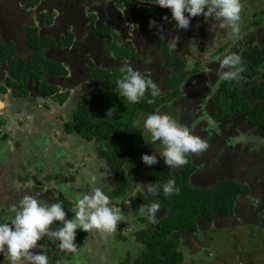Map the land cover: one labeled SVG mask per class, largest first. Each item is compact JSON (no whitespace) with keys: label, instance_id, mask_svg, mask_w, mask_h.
<instances>
[{"label":"rangeland","instance_id":"obj_1","mask_svg":"<svg viewBox=\"0 0 264 264\" xmlns=\"http://www.w3.org/2000/svg\"><path fill=\"white\" fill-rule=\"evenodd\" d=\"M243 1L244 3L248 2V0ZM111 4L112 1L108 3V5H102V7L100 6V10L102 9L107 13V17L105 18V22H107V26L105 27V29H107L108 31L107 33H109L111 38H114L113 40L116 39L118 43L113 41H104V45L109 51L127 50L128 46L124 47V45L122 44L123 41L120 42V39L123 40L126 39V37L122 36L118 32L117 28L122 25V23L118 20L119 17H117L116 14L113 13V7H111ZM261 4L262 3H259V7L257 8L255 6H242L240 32L238 35L233 34L231 28L227 27V21L219 20L220 22H223L225 24V27H219L218 31L216 30L217 34L213 36V42L211 41V43L214 44H209L208 46L202 48V37L200 36L199 38H195L197 41L194 39L195 41L189 42V45L191 46L190 52L192 55L188 54L186 50H182L183 52L181 54L188 55L189 70H191L188 71L189 76L193 77L196 75L193 74L196 68L199 69L198 71L207 69L208 72L210 71V75L216 76V82H214L216 84L212 86V93L210 94V92H208L207 95L204 96V104H208L209 106H211V109L214 106L211 102V99L213 98L212 95L220 89V81H224L219 78L220 61L225 56L224 55L221 57V55L222 53H225L224 50L227 51L226 55L234 53L233 50L232 52L230 51L231 46H229L228 49L226 47H228V45L231 44L232 41H235L232 46L237 47L238 51H235L237 53H239V51L241 50L242 44H245L246 42H249V44H259L262 48L264 47V40H262V38L264 39V34L262 38L260 37L262 41L260 42L259 35L261 34V32H258L262 28L264 29V14L261 13ZM115 6L116 8L120 7V11H125L123 10L122 5L118 4ZM85 8L86 7H83V13L85 12ZM213 20L218 21L215 17H213L212 22H207L208 20H206L204 24L210 23V26H212L213 28L217 24L215 21L213 22ZM128 21L130 20L128 19ZM131 21L129 23H131ZM192 21L193 18L190 21L189 29L191 30V32L193 30L195 32H198L197 26L192 24ZM173 24L174 22L172 23V25ZM153 28H155V26ZM177 28L179 27L173 26L174 30H176ZM132 29L133 28H131L129 31L131 32ZM71 32L73 33V31ZM77 38H79V36ZM128 49H131L130 44ZM221 50H223V52H220ZM215 55H217L218 57ZM218 58L219 60L217 61ZM149 59H151V56L149 57ZM209 61L212 63L209 64L208 68L207 64ZM198 65H201V68L200 66L198 68ZM3 66L4 64H1L0 68H2ZM146 70H148V68ZM261 70L264 72V67ZM122 71H124V68H122ZM74 73L75 72L70 70L69 76L62 77V81L66 84H68L69 82L73 84L82 82V78L84 75L81 72L75 74ZM144 73L142 74L144 75ZM261 76L262 74H260L259 77L261 78ZM262 77H264V75ZM244 80L245 81H243V79H240L232 82L238 83L239 81L238 84L246 85L249 81H247L246 79ZM58 85L61 87V89H64L66 87L61 86V84ZM85 85L86 84H84V86ZM71 89L70 91H72ZM81 89L82 88H79L78 92H71L68 101L70 100L73 102V107H78V101L80 99L91 97L88 95L90 92H93L90 88L85 89V92ZM29 91L30 93L38 94L40 89L38 85L36 86V84H33L31 90ZM249 92L248 97H251L249 96ZM196 98H198V96H196ZM118 99L123 102L124 105V118H130L131 115L134 114V104L128 102L127 99L121 94L119 95ZM187 99L188 97L184 99V102L179 103L178 106L176 105L178 100H176L175 103L174 100H172L164 106H168L172 111V114L180 121V116L176 115L175 109H177L176 107H178V109H184L186 106L185 104H187ZM224 99V97L220 99V104L222 105V109L226 111L228 110L227 105H229L230 102L226 100V102L228 103L226 104L224 102ZM68 101L64 105H59V103L55 99H43L41 102L46 105L47 110L37 111L40 112V114L32 111L29 106L22 107L21 110L11 108L10 111L12 112H10L7 111L8 107L2 109L3 104L0 102V116H2L6 121V124L0 127V130H2V132L0 133V184H2L1 187H3L0 188V192L3 191V195L12 197L11 200L17 203L19 198H23L25 195H31L33 193L34 186L32 187L30 185H38L40 183H43V185L39 188V193L36 192V195H38L37 197H42L45 195L43 198H41L44 199V202L42 203L50 204L54 202L56 198H61L62 195L67 196L68 199L73 201L72 203L74 205L70 209L66 210L68 211V218H71L74 215L71 210L76 207L75 196L77 195V193L90 194L93 187H100L109 196H114L113 191L116 188L117 182L118 180H120L119 176L121 175L120 171L118 170L103 171L99 169V167L102 166V163L98 159V154L92 153V151L89 152L87 150V148L93 147V142L85 144L80 139V145L72 143L73 148L70 147L69 140H66L68 134H65V131L61 130L62 120H64L63 116H66L72 110V105L69 104ZM191 101L193 102V100ZM216 114L217 111H214L213 109L212 115L215 116ZM145 115L146 113L141 112L137 113L135 117V121L139 120V126L142 128L143 118ZM202 120V123L204 124H200L195 129L193 127L199 124L198 122H195L197 121V119H195V121H192V123L195 124L189 125L194 134L206 140L212 137L211 135L213 133L210 134L212 131L216 132L217 134L214 137H219V140L214 141L215 143L212 142L209 144V147L206 151H204V154L213 153L217 148H220L221 155H223L224 148H229L230 146L231 155H235L242 152L244 149L249 148L250 154L253 155L252 157L249 156L248 158H245L239 162L240 173L246 174L248 179L252 180V184H254V182H256L257 180L260 189H258L256 193L254 192L255 194L253 193V195L243 196L242 198H240L238 202L239 213L236 215V217L230 219H219L210 226L208 223L203 224L202 221L200 230L194 235L189 234L185 238V241L181 246L185 254V261L183 264H264V230L262 229L263 221H256L257 217H259L260 215L264 216V214H262L264 213V211L261 210L264 207V187L261 186V183H263L264 181L261 182V180H259L261 178V175H258V173L254 176H251L250 171L251 168H253L257 164L254 153H261L263 149L261 159H264V136L260 135L262 133H259V131L256 130V133H245L243 131H240L237 136L232 135L231 137L227 138L226 135L221 133L224 126L221 127L218 124V126L216 127V131L213 130L214 125L210 126V123L212 124L213 121H216L211 115L204 114V116H201L199 118L200 122ZM225 125L227 128H229V124ZM233 126L234 125H232L231 128H233ZM205 130L208 131L209 136L205 132ZM144 131L146 142L145 144L140 146V150L138 148V151H140L141 155L144 152H155L161 150L163 146L158 141L152 142L151 144L147 143L150 141V133H148L145 129ZM238 131L239 129H237V132ZM221 134L224 141H221ZM73 138H75V140L77 139L75 135H73ZM74 146L76 150L74 149ZM221 155L220 157L222 159L223 156ZM220 157L218 156V158L213 160L212 163L210 162L211 165L204 164V168L209 173H212L213 175L216 174L215 176L217 177L210 183L209 180H206L208 176L206 174L207 171L200 173L202 167L197 168L196 174H201V178L199 180L205 182L206 185L213 184L217 179L221 177V175L227 176L228 173H225L226 168L222 169L223 165L227 164H224L223 159L219 160ZM95 160L96 162H98L97 164L95 163ZM158 160L159 163H157L156 165H148L144 163L140 158L138 162L130 164V166H133V168L129 167L128 170L126 168L125 177L129 180V182H127L128 192L126 195L118 196L120 197V200L118 201V207L121 208V214L124 216V221L118 222L115 232L107 233L103 239L102 237H100L99 241L97 242L88 243L87 239L81 242H76L78 247L84 243L81 250L79 247L78 254L81 255V258L79 256L78 260L84 259L85 262L83 263L82 261H79L78 263H76L75 259L72 258V261H68L66 262V264H120L127 258H129L131 261L135 259L136 254L143 249V245H141L140 242L135 238V232L139 229V227L142 226L141 222H139V218L143 219L145 217L138 214V209H132L130 211V206L132 205L128 200V195L134 187L135 182H141L142 184L151 182L150 173L156 167L166 165L164 163V159L162 157H159V155ZM219 161H221V165H219ZM259 162H261V160H259ZM202 164L203 162L201 160L198 165ZM178 170L179 169H176L175 172ZM2 172H4L3 176ZM65 174L74 177V181L63 182L64 180L62 181V179ZM92 174L97 176V181L95 182V184H93L90 180V176ZM130 180H135V182L131 183ZM195 183L199 184L198 182ZM61 185H68L69 191L61 192ZM255 189L256 188L253 187V191ZM9 197H6V199H10ZM1 203L2 202L0 201V206ZM4 209L7 210V208ZM4 215L9 214L4 213ZM262 216H260L259 219H261ZM58 226L59 225L55 223L52 225L53 228H56ZM77 231H79L80 233L84 232L79 229ZM91 231H95V229ZM183 240L184 238L182 239V241ZM57 244L58 241L53 242L47 236H45L44 241H38V247L36 249H33V251L44 250V252L48 254L49 248H52ZM63 258L65 257L60 256L62 262Z\"/></svg>","mask_w":264,"mask_h":264},{"label":"trees","instance_id":"obj_2","mask_svg":"<svg viewBox=\"0 0 264 264\" xmlns=\"http://www.w3.org/2000/svg\"><path fill=\"white\" fill-rule=\"evenodd\" d=\"M116 3L122 6L134 4L133 0H116ZM144 8L171 17V12H166L163 9L147 4ZM47 15L46 13L42 14L40 18L43 19ZM28 34L31 37L29 45L33 49V53L29 57L19 55L12 57L15 53L14 44L0 42V61L5 63L8 58L12 57L11 74L8 77V85L12 88V95H14V98L27 97L30 92L28 82L31 81L37 83L39 89L47 97L64 104L69 98V92L60 93V89L53 81L55 78L59 79L66 76L68 74L67 70L58 61L46 57L45 49L50 47L52 42L47 38L41 39L38 28L29 27ZM53 44H55L54 40ZM159 45L161 50L167 54L165 64L168 69H171L172 73L164 77L163 85L166 91H160V95L156 98L154 104L150 105L146 100H141L140 103L134 104V114L125 119L124 105L118 99L120 90L116 85V81L122 78L123 75L114 77L110 74H99L107 80L108 87L111 88L102 91L105 104L90 107L89 102L84 101L63 125L65 134L72 136L76 134L78 140L81 139L83 142H93L94 144L97 140L103 139L109 145V147L99 150L98 154L100 158L104 159V161L100 160L102 163L100 167L103 168V171H120L121 176H119L120 180H118L113 191L114 196H110L114 207H118V201L120 200L118 196L126 195L128 192L127 182L129 180L125 177L126 165L136 159L138 148L146 142L144 129L134 124L136 114L141 112L147 114L157 108L160 109L179 96L181 94L180 87L188 75V57L172 54L170 48L165 46V41L161 38L159 39ZM242 58L246 69L242 73V77L246 80H253L259 76L261 69L264 67V51L256 46L247 50ZM197 67L199 68V65ZM197 70L199 69L196 68L194 71ZM87 71L89 79L96 75L91 67H88ZM144 75L146 78L152 79L150 72L147 71ZM2 91L6 92L7 88ZM248 92L251 97H248ZM146 96H150V90L146 93ZM222 97L225 98L224 102L226 104H228L226 100L230 102L226 111L222 109L220 104ZM211 102L216 104L219 110L218 118L223 120L235 118L242 124L243 129L246 125H253V127L259 128L262 131L261 135L264 136V77L254 82H248L243 85V88L241 85L232 84L230 81L225 82L222 90L211 99ZM110 108L115 110L114 115L111 117L106 116ZM63 119L66 118L63 116ZM5 124V119L0 118V127ZM262 153L263 149L261 153H254L256 159L259 158L261 162L264 161L260 157ZM238 155H241L243 160L249 156L252 157L253 154H250L249 148L244 149L233 156L234 161ZM187 159L188 164L180 167L174 173L170 172L169 168L166 167L167 165L158 166L150 173L151 182L158 184L166 182L174 175L177 186L181 188L179 195L165 198L162 189L160 195L155 198L146 192L137 193L136 196L128 195V200L132 205L130 210L138 209V206L153 202H159L161 210L157 213L158 222L154 225L149 224L146 217L143 218L145 220L139 218L142 226L135 232V237L143 245V249L136 254L133 261L127 258L120 264H183L185 254L181 242L184 235L196 234L201 228L202 221L203 224L208 223L210 226L219 219L236 217L239 213L238 202L240 198L253 195L254 192L256 193L260 189L257 180L252 184V180H249L246 174L239 173L235 175L234 170L230 171L227 176L222 175L211 185L196 184L193 179L196 173V165L190 155L187 156ZM258 175H261V178L257 179L263 182L264 172L260 171ZM62 181L73 182L74 177L65 174ZM131 183L133 182L131 181ZM261 186L264 187V182L261 183ZM253 187L256 188L254 191ZM56 200L63 203L65 210L74 206L73 201L68 199L67 196L62 195L61 198L58 197ZM56 200L54 202H58ZM261 210L264 211V207ZM259 217L256 221L264 222V216L261 219ZM263 222L262 229L264 230ZM97 231H90L91 233L78 232L80 235L77 234L76 238L78 240L87 239L90 243L97 242L98 239H90L93 234L98 236ZM48 251L49 264H66L76 256V254L61 251L57 245L49 248ZM60 256L65 257L63 262Z\"/></svg>","mask_w":264,"mask_h":264},{"label":"flooded vegetation","instance_id":"obj_3","mask_svg":"<svg viewBox=\"0 0 264 264\" xmlns=\"http://www.w3.org/2000/svg\"><path fill=\"white\" fill-rule=\"evenodd\" d=\"M111 1H112L111 7H113L112 8L113 13H115L116 16L119 17L118 20L122 23V25L117 27L118 32L122 36L126 37V39L123 40L120 39V42L123 41L122 44L124 45V47L127 46L129 47L130 44L131 49H128L127 47V50L109 51L104 45V41H109V42L113 41L118 43L116 39L113 40L114 38L113 37L111 38L109 33H107L108 31L107 29H105V27L107 26L106 25L107 22H105L107 13L104 12L102 9L100 10V6L102 7V5H108V3H110ZM133 2H134L133 5H127V4L124 5L123 10L125 11L123 12L122 10L120 11V7L116 8L115 5H118L116 3V0H107V1L106 0H92V1L90 0H0V42L2 41L5 42L6 44H10V43L14 44L15 53L12 55V57H15L17 55L21 57H29L33 53V49L29 45L30 44L29 40L31 39V37L28 34V28L29 27L38 28L41 39L47 38L52 42V45L50 47H46L45 49L46 57H50L51 59L58 61L59 63H61L62 67H65L68 74L64 77L69 76L70 70H72L75 73L81 72L84 75L82 78V82H79L77 84H73L71 82L66 84L65 82L62 81V78L59 79L55 78L53 83L60 89V93L69 91V97H70L71 92L72 93H74L75 91L78 92L79 88H82L81 90L84 92L85 89L90 88L93 92H90L88 95L91 97L80 99L81 101L80 100L78 101V107L84 101H88L90 107H97L105 104L104 98L102 96L103 95L102 91L106 89L107 90L111 89L110 87H108L107 80L99 76V74H103V75L110 74V76L121 77L122 75H124V72H126V69L129 66H131L133 68L139 69L142 73L147 71L150 72L152 80L159 85L161 92L166 91V88L163 85V79L166 75L172 73V71L171 69H168L166 67L165 58L167 54L161 50L159 45V39L161 38L165 41V46L170 48L172 54L174 55L178 54L183 57H188V55H184L181 53L183 52L182 50H186L188 54H191L190 52L191 46L189 45L190 41H195L196 40L195 38H199L201 36L202 48L208 46L209 44H214L211 43V41L213 42V36L217 34L216 30L218 31L219 27H225V24L223 22L213 20V22L215 21L217 24L216 26L213 27V31H212L210 23L204 24V22L206 21L205 17L203 15H200L193 18L192 21V24L197 26L198 32H195L194 30L191 32L189 28L187 30L181 28H177L176 30H174L173 26H176V21L173 20L171 17L167 16L168 19H164L165 15L144 8L146 4L155 7V5L152 4V2L142 3L141 0H133ZM240 2L241 5L244 7L255 6L256 8L259 7L258 5L259 3H262L260 5L262 6L261 13L264 14V4H263L264 0H248V2L246 3H244L243 0H240ZM83 7H86L84 13L82 12ZM156 8L162 9L160 7H156ZM163 10L166 12H171L167 9H163ZM45 13L48 15L45 18L41 19L40 16ZM128 19L130 21L132 20L131 23H129L130 21H128ZM150 20H155L157 22L155 28H153L154 26L151 28L149 27ZM207 20H208L207 22H212L211 17L208 18ZM172 21L174 22L173 25H172L173 23ZM131 28L133 29L130 32L129 30ZM71 31H73V33ZM258 32H261V34L259 35V40L260 42H262L260 37L262 38L264 34V29L262 28ZM76 35H78L79 38H77L78 36ZM53 40L55 44H53ZM262 40L264 39L262 38ZM234 42L235 41H232L231 44H229L228 47H226L228 49L229 46H231L230 47L231 52L232 50L233 52L237 50V47L232 46ZM256 46H259L264 51V47L262 48L259 44H252V43L249 44V42H246L245 44H242L239 53H241L243 57L244 53L247 50L253 49ZM223 50H221L220 52H223ZM224 52L225 53H222L221 57L226 55L227 51L224 50ZM150 56L151 59H149ZM12 57L8 58L7 62L5 63L0 61V65L4 64V66L0 68V102L3 104L2 109L8 107L7 108L8 110L6 109L7 111H10L11 108L21 110L22 107L29 106L31 110L35 112L40 110L43 111L47 110L46 105H44L41 101L43 99H48L49 97H47L41 90L39 91L38 94L29 92V95L27 97H22V98H14V95H12L13 94L12 88L8 85V77L11 74ZM218 60L219 58L217 59V61ZM211 63L212 62L210 61L208 62L207 64L208 68H209V64ZM109 64L116 66H110ZM199 66L201 68V65ZM88 67L93 68L94 73L96 74L90 79L88 78V71H87ZM122 68H124V71H122ZM147 68L148 70H146ZM206 70L203 69L201 71L198 70L196 72L194 71L193 74L196 75L193 77L189 76L188 73L187 75L188 78H186L185 82L180 87L181 94L173 99L174 103L176 100L184 102V99L188 97V99L186 100L187 104H185L186 112L184 113V115H181V123L189 126L195 124L192 123V121H195V119H197V121L195 122H198L199 124L193 127L195 129L200 124H204L202 123L203 120L201 122L199 121V118L201 116H204V114H207V115H211L216 120L215 122L213 121L212 124L210 123V126L214 125L213 126L214 129L213 128L211 129L216 131V127L218 126V124L221 127L224 126L223 131L221 133L226 135L227 138L231 137L232 135L237 136V134L240 133V131L246 133L247 132L256 133L257 131H259V133H262V131H260L259 128H255L253 127V125H246L245 128L243 129L242 124L235 118H232L231 120H223L221 118H218L217 114L219 113V110L216 104L212 103V105H214L212 109L210 108L211 106H209L208 104L207 105L204 104L205 101L204 96L207 95L208 92H210L211 94L212 86L216 84L214 83L216 82V76L210 75L211 74L210 71L208 72V70L207 71ZM188 71L191 70L188 69ZM260 74H262L263 76L264 72L261 70ZM259 76H257L253 80H247V81L254 82L260 79ZM241 79L245 81L243 77ZM206 82H208V86ZM225 82L228 81H220V89L217 90L212 95L213 97L218 93V91L220 92L222 90V87L225 84ZM230 82L232 84H237L241 86L244 85V84H238L239 81L238 83L237 82L234 83L232 81ZM33 84H36L37 86V83H32L31 81L28 82L29 90H31ZM58 84H61V86H66V87L64 89L63 88L61 89V87ZM84 84L86 85L84 86ZM3 87L7 88L6 92L2 91L4 89ZM70 89L72 91H70ZM195 95L198 96L199 99L196 98ZM49 99L52 100L53 98H49ZM191 100H193V102ZM57 102L59 103L58 100ZM68 102L71 105L73 104V102L70 100ZM64 104L59 103V105H64ZM78 107L77 106L73 107L72 105L71 112L66 116L64 115L66 119L62 120L61 130H64L63 127L64 122H66L71 118V116ZM162 108H164L165 111L172 113V111L169 109L168 106L165 107L162 106ZM213 109L214 111L215 110L217 111V114L215 116L212 115ZM0 114H1V109H0ZM37 114H40V112H37ZM0 118L4 119L2 116H0ZM225 124H229V128H227ZM231 124L234 125L233 128H231L232 127ZM237 129H239L238 132ZM205 132L208 134V131L205 130ZM210 134H212L211 135L212 137L206 139L209 144L216 140H219L218 139L219 137L218 138L214 137L217 135L216 132L211 131ZM222 134H221V141H224L222 139L223 138ZM66 140H69L70 147L72 148H73L72 143H76V145H78L81 142L78 139L75 140V138H73L72 135H68V137H66ZM84 143L89 144L86 142ZM106 147H109V145L103 139L97 140L93 144L92 147L93 149L87 148L86 146L89 152L92 151V153H97V154L99 153V150H102ZM217 149L213 153H208V154H204V151L199 154H191V153L188 154L192 158L194 164L197 165L196 172L198 167H202L200 173L204 171L206 172L207 170L204 168V164L211 165L213 160L218 158V156L220 157L221 155L220 148L218 150ZM230 152H231L230 146L229 148L228 147L224 148L223 155L221 156H223L222 159L224 160V164L227 165H223L222 169L226 168L225 173L227 172L228 174L230 171L234 170V174L238 175L240 173L239 162L242 160V156L238 155V157H235V161H234L233 158L234 155H231ZM260 157L262 158V155H260ZM140 158H141V153L140 151H137L136 159L133 162H130L126 165L127 170L129 167L133 168V166H130V164L138 162ZM98 159L104 161V159L100 158L99 154H98ZM200 159L203 162L202 165H198V163L201 162ZM222 159L220 157L219 160ZM256 161H257V165L251 169V176H254L260 171L264 172V163L259 162V158H257ZM95 163L97 164L98 162H96L95 160ZM219 165H221V161H219ZM99 169L102 170L103 168L99 167ZM206 174L208 175L206 180H209V183L215 180V178H217L215 176L216 174L213 175L208 171L206 172ZM200 178H201V174L197 175L195 173L193 177L194 181L198 182L199 184L201 183V185H205L206 183L199 180ZM262 179L264 180V175ZM132 182L134 183L135 180H133ZM135 183H139V182H135ZM42 185L43 183H40L38 185L35 184L30 185L32 187L34 186L33 188L34 190L31 195L37 197L38 195H36V192L39 193V188ZM0 195L2 196L0 201L3 204V206L0 208V220L10 221L15 215V212L13 210L14 206L18 207L19 201L22 199V197L19 198L18 202L16 203L11 200L12 197L3 195V191L0 192ZM44 196L37 198L41 202H44V199H41ZM6 197H9L10 199H6ZM4 208H7V210H5ZM4 213H7L9 215H4ZM187 236L188 235H184L182 237V239L184 238V240L181 242L182 244L184 243L185 238ZM42 241H44V238L42 239ZM78 257L79 254H76V256H74L76 263H78L79 261H82L83 263L85 262L84 259L78 260ZM0 264H10V260L8 259V254L6 250L3 253H0ZM23 264H28V263L25 260L23 261Z\"/></svg>","mask_w":264,"mask_h":264},{"label":"clouds","instance_id":"obj_4","mask_svg":"<svg viewBox=\"0 0 264 264\" xmlns=\"http://www.w3.org/2000/svg\"><path fill=\"white\" fill-rule=\"evenodd\" d=\"M142 3L149 0H141ZM160 7L171 10V18L176 21V26L187 30L192 18L203 15L205 19L215 17L218 21H227L233 34L240 32L242 5L240 0H151ZM164 19H168L167 16ZM155 20L149 21V27L156 25ZM211 30L213 28L211 26ZM245 63L241 53L225 55L220 61L219 78L224 81H237L242 78ZM208 86V82H206ZM120 94L132 104L146 100L154 104L160 95V87L139 69L129 66L122 78L116 81ZM150 90V96L146 93ZM114 108L107 111L106 116L114 115ZM139 126L140 121H134ZM143 128L150 133V141L159 142L163 147L159 151L144 152L141 159L148 165L159 163V157L164 159L171 173L188 164V154H199L209 147L207 140L194 134L193 130L182 124L172 113L157 108L147 113L143 118ZM158 154V155H157ZM90 180L93 184L97 176L92 174ZM163 192L165 198L179 195L181 188L177 186L175 176L166 182L146 184L135 183L129 195L136 196L138 192H146L155 198ZM61 192L69 191L68 185L60 186ZM76 207L71 210L74 215L68 218L62 202L42 203L36 196L25 195L18 207L14 206L15 215L10 221L0 220V253L5 250L10 264H49V253L33 251L38 247V241L47 236L57 247L64 252L78 254L79 247L76 243L77 229L89 232L99 230L106 233L115 232L118 222L124 221L119 207L112 206L110 196L100 187H93L90 194L77 193L75 196ZM159 202L141 205L137 212L146 217L149 224L158 222L157 213L160 212ZM10 222V223H9ZM59 226L53 228V224ZM54 244V243H53Z\"/></svg>","mask_w":264,"mask_h":264},{"label":"crops","instance_id":"obj_5","mask_svg":"<svg viewBox=\"0 0 264 264\" xmlns=\"http://www.w3.org/2000/svg\"><path fill=\"white\" fill-rule=\"evenodd\" d=\"M182 101H177V106H178V104L179 103H181ZM165 107V106H164ZM177 109H176V115H179L180 116V122H181V115H184V113L186 112V106H185V108L184 109H178V107H176ZM162 111H164V108H160ZM2 132V130H0V133ZM139 150H140V148H139ZM3 174H4V172H2V176H3ZM8 176V175H7ZM11 181V180H10ZM12 182V181H11ZM2 186V184H0V188H3V187H1ZM1 198H2V196L0 195V200H1ZM3 206V204L1 203V206H0V208ZM78 230V229H77ZM79 231H77V234L78 235H80V233H78ZM96 233H98V236L96 235V234H93L91 237H90V239H100V237H102V239L106 236V234L107 233H105V232H102V231H97ZM99 235H101V236H99ZM85 239H77L76 238V242H81V241H84ZM95 241V240H94ZM88 242V241H87ZM96 242V241H95ZM88 243H90V242H88ZM84 244V243H83ZM82 244V245H83ZM82 245H80L79 247H80V250L82 249ZM82 252V251H81ZM80 256V255H79Z\"/></svg>","mask_w":264,"mask_h":264},{"label":"water","instance_id":"obj_6","mask_svg":"<svg viewBox=\"0 0 264 264\" xmlns=\"http://www.w3.org/2000/svg\"><path fill=\"white\" fill-rule=\"evenodd\" d=\"M155 7H159V6L155 5ZM160 8H162V9H167V10L171 11V10L168 9V8H164V7H160Z\"/></svg>","mask_w":264,"mask_h":264}]
</instances>
